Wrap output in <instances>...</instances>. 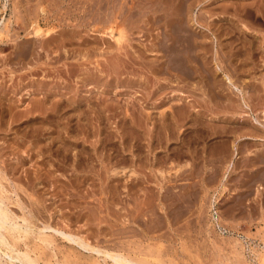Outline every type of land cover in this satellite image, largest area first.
Here are the masks:
<instances>
[{
  "label": "rangeland",
  "instance_id": "1",
  "mask_svg": "<svg viewBox=\"0 0 264 264\" xmlns=\"http://www.w3.org/2000/svg\"><path fill=\"white\" fill-rule=\"evenodd\" d=\"M231 1L252 9L258 15L256 22L247 18L244 10H236ZM144 3L143 0H0V166L10 179L3 181L8 187L9 182L21 185L19 192L26 196L24 199H36L43 217L53 225L82 230L89 241L101 247L126 246L146 251L148 261L156 264H258L257 252L264 249V130L260 128L255 134L247 127L253 116L264 121V0H145ZM232 19L237 23L233 35L241 42L238 45L243 41L247 45L238 52V58H226L221 65L223 72L229 73L243 89L249 106L244 105L240 93L226 84L222 71L214 76L211 70V39L219 24L226 26L233 23ZM164 25L167 30L173 27L175 32H169L174 35L191 32L198 35V63L207 62L204 68L205 74L211 75L210 80L205 81L200 72L193 80H178L170 75L169 80L166 75L151 71L153 59L160 55L154 36ZM111 28L116 37L122 28L119 41L110 35ZM219 30L223 31L221 39L227 43L226 29ZM105 38H113V44L104 43ZM252 41L256 46L252 47ZM149 44L154 52L146 49ZM137 48L146 49L141 50L145 53V57L139 55L142 59L135 56L139 54ZM100 50L103 52L99 53ZM191 50L193 53L189 49L180 55L193 56ZM78 74L87 78V82L77 78ZM43 92L51 97L46 103ZM71 96L79 101L86 96L81 103L86 108L88 104L102 108L101 117L90 110L82 113L68 106L59 110L55 101ZM186 109L193 110L195 115L191 118L184 114ZM162 111L167 113V127L161 125ZM147 112L154 123L146 119ZM169 132L170 138L166 139ZM112 168L123 171L113 174ZM12 196L16 197L14 193Z\"/></svg>",
  "mask_w": 264,
  "mask_h": 264
},
{
  "label": "bare ground",
  "instance_id": "2",
  "mask_svg": "<svg viewBox=\"0 0 264 264\" xmlns=\"http://www.w3.org/2000/svg\"><path fill=\"white\" fill-rule=\"evenodd\" d=\"M79 1V0H78ZM106 1V0H105ZM145 0H143V3H144ZM157 1V0H155ZM182 1V0H181ZM230 1V0H229ZM110 2V1H109ZM138 3H140L139 1H137ZM135 1V3H137ZM149 2V1H148ZM153 2V1H152ZM169 2V1H168ZM226 2V1H225ZM232 3L236 4L235 6H233L236 10H244V13H245V16L247 18H251V19H255V13L252 9H250L248 6H245L241 3V5H237V2H234V1H231ZM245 2V1H244ZM247 2V1H246ZM245 2V3H246ZM16 3V2H15ZM78 3V2H77ZM103 3V2H102ZM134 3V4H135ZM154 3V2H153ZM167 3V2H166ZM185 3V2H184ZM105 4V3H104ZM126 4V3H125ZM146 3H144L145 5ZM151 4V3H150ZM183 4V3H182ZM228 4V3H227ZM240 4V3H239ZM77 5V4H75ZM107 5V4H106ZM124 5V4H123ZM138 6L140 4H137ZM136 5V7H137ZM152 5V4H151ZM155 5V4H154ZM186 5V4H185ZM223 5V4H222ZM5 6V5H4ZM85 6V5H84ZM114 6H117V5H114ZM122 6V5H121ZM125 6V5H124ZM160 6V5H159ZM162 6V5H161ZM230 6V5H229ZM106 7V6H105ZM104 7V8H105ZM145 7V6H144ZM217 7V6H216ZM219 7V6H218ZM100 8V7H99ZM135 8V7H134ZM138 8V7H137ZM153 8V7H152ZM155 8V7H154ZM160 9V7H158ZM185 8V7H184ZM184 8H182V10H184ZM107 9V8H106ZM112 9V8H111ZM116 9V8H115ZM133 9V8H132ZM225 10V9H224ZM29 11V10H28ZM27 11V12H28ZM74 11V10H73ZM120 11V10H118ZM132 11V10H131ZM135 11H138V10H135ZM149 11V10H148ZM156 10H154L155 12ZM163 11V10H162ZM186 11V10H184ZM264 11V10H263ZM80 12V11H79ZM78 12V13H79ZM116 12V10H115ZM143 12V11H142ZM260 12V11H259ZM87 13V12H86ZM136 13V12H135ZM161 13V12H160ZM129 14V12H128ZM142 14V13H141ZM163 14V13H162ZM212 14V13H211ZM210 14V15H211ZM260 14V13H259ZM83 15V14H82ZM105 15V14H104ZM112 12H111V16H112ZM132 15V14H131ZM135 15V14H134ZM177 15V14H176ZM180 15V14H179ZM186 15V14H185ZM202 15V14H201ZM107 16V15H106ZM119 16V15H118ZM209 16V15H208ZM258 16V15H257ZM256 16V17H257ZM260 16V15H259ZM80 17V16H79ZM85 17V16H84ZM83 17V19H84ZM167 17V16H165ZM181 17V16H180ZM188 17V16H187ZM186 17V18H187ZM106 18V17H105ZM110 18V17H108ZM107 18V19H108ZM113 18V17H112ZM127 18V17H126ZM125 18V19H126ZM149 18V17H148ZM153 18V17H152ZM198 18V17H197ZM233 18V17H232ZM155 19V18H154ZM162 19V18H161ZM169 19V18H168ZM259 19V18H258ZM257 19V20H258ZM33 20V19H32ZM31 20V21H32ZM78 20V19H77ZM85 20V19H84ZM100 20V19H99ZM135 20V19H134ZM146 20V19H145ZM214 20V19H213ZM212 20V21H213ZM261 20V19H260ZM101 21V20H100ZM106 21V19L104 20ZM110 21V20H109ZM233 23H228V25L226 24L225 25H220L216 27V32H214V37L212 40V48L210 49L212 52V58H210L212 61V69L213 70V74L215 76V74H217L219 71H222L223 73V77L226 81V84H229L233 89L236 90V92L240 93L242 95V100H243V103L245 106H249L248 103L245 102V95H244V92H243V89L241 87H239V85H237L234 81H233V77H231V75L229 73H226V72H223V66L221 65L222 62H224L226 60V58L228 59H231V57H235L234 59H236V57L238 58V52H242V47L243 45H247L245 43V41H243V44H240L238 45L239 43H241L237 37H235V35H233V33L235 32V29L237 28V23H235V20L232 19L231 20ZM239 21V20H238ZM242 21V20H241ZM250 21V20H249ZM255 21V20H254ZM127 22V21H126ZM137 22V21H136ZM153 22V21H152ZM151 22V23H152ZM172 22V21H170ZM194 22V21H193ZM244 22V21H243ZM256 22V21H255ZM35 24H38L37 21H34ZM78 23V22H77ZM87 23V22H86ZM110 23V22H109ZM142 23V22H141ZM176 23V22H175ZM180 23V22H179ZM186 23V21H185ZM250 23V22H249ZM264 23V21H263ZM101 24V23H100ZM114 24V23H113ZM119 24V23H117ZM150 24V23H149ZM148 24V25H149ZM155 24V23H154ZM158 24V23H157ZM161 24V23H160ZM211 24V23H210ZM262 24V23H261ZM107 25V24H106ZM147 25V26H148ZM168 25V24H167ZM167 25H164L162 31H160L159 33H157V35L154 36V44L158 47L156 52L159 51L160 52V55L159 57L156 55L155 58L153 59V66L150 68V69H153L151 70L152 72L156 73V75H158L157 73H162L164 74V76L166 75L165 78H169L170 76L173 78L175 77L176 79L178 78H181L183 80H190L193 78L196 77V74L197 72H200V77H204L205 78V81L206 79L209 78V76L211 75H206L205 74V64L207 62H204L203 64H199L198 61V57H197V51H199V49L197 48V42H198V35H194L192 32L191 34H177L175 33V35L172 33L169 32V30L165 29ZM247 25V24H246ZM34 26V25H33ZM141 26V25H140ZM144 26V24L142 25V27ZM157 26V25H156ZM252 26V25H250ZM35 27V26H34ZM105 27V26H103ZM155 27V26H154ZM158 27V26H157ZM221 27V28H220ZM226 29V31L224 32V34L227 35V38H228V42H224L223 39H221V36H222V33L223 31H220L219 29ZM128 28V27H127ZM144 28V27H143ZM160 28V27H159ZM162 28V27H161ZM160 28V29H161ZM29 29V28H28ZM80 29V28H79ZM110 29V28H108ZM147 29V27H146ZM150 29V28H149ZM154 29V28H153ZM181 29V28H180ZM183 30L185 29V26H183L182 28ZM238 29H239V24H238ZM78 30V29H77ZM148 30V29H147ZM212 30V29H211ZM3 31V29H2ZM1 31V32H2ZM5 31V30H4ZM114 31V29L111 28L110 30V35L113 36V37H116L114 36L113 34H111L112 32ZM133 31V30H132ZM142 31H145V30H142ZM159 31V30H157ZM170 31H174L173 30V27H172V30ZM177 31V29H176ZM189 30H187L188 32ZM191 31V30H190ZM248 32V30H246ZM30 32V31H29ZM63 32V31H62ZM122 32V28L119 32V35L121 34ZM186 32V31H185ZM222 32V33H221ZM4 33V32H3ZM1 33V34H3ZM48 33V32H47ZM246 33V32H245ZM264 33V32H263ZM6 34V32H5ZM30 34V33H29ZM60 34V33H59ZM62 34V33H61ZM67 34V33H66ZM82 34V33H81ZM133 34V33H132ZM253 34V32H252ZM68 35V34H67ZM71 35V33H70ZM119 35L115 38L116 40H120L119 39ZM130 35V34H129ZM149 35V34H148ZM174 35V36H172ZM247 35V34H245ZM69 36V35H68ZM73 36V34H72ZM77 36V35H76ZM123 36V35H122ZM151 36V35H149ZM153 36V35H152ZM200 36V35H199ZM47 37V35H46ZM84 37V36H83ZM105 37V36H104ZM124 37V36H123ZM130 37V36H129ZM239 37V36H238ZM244 37V36H243ZM257 37V36H256ZM85 38V37H84ZM83 38V39H84ZM111 38V37H110ZM263 38V37H262ZM46 39V38H45ZM64 39V37H63ZM95 39V38H94ZM203 39V38H202ZM226 39V38H225ZM261 39V38H260ZM56 40V39H55ZM58 40V39H57ZM65 40V39H64ZM113 40V38H112ZM112 40L110 39H104V43L108 44L112 42ZM130 40H132V38L130 37ZM149 40V39H148ZM153 41V39H151ZM210 40V41H211ZM243 40V39H241ZM254 40V39H252ZM264 40V39H263ZM54 41V40H53ZM72 41V40H71ZM103 41V40H102ZM101 41V42H102ZM214 41L216 42L215 43V46H214ZM257 41V40H256ZM75 42V41H74ZM123 42V41H122ZM121 42V43H122ZM141 42V41H140ZM200 42V41H199ZM203 42V40H202ZM248 42V41H247ZM258 42V41H257ZM256 42V43H257ZM24 43V42H23ZM152 43V42H151ZM262 43V42H261ZM264 43V41H263ZM262 43V45H263ZM50 44V43H49ZM69 44V43H68ZM86 45V43H84ZM88 44V43H87ZM98 44V43H97ZM105 44L102 45L104 47H106L107 45ZM113 44V42L111 43V45ZM124 44V43H123ZM148 44V43H147ZM204 44V43H203ZM252 44V47L255 45L253 43V41L251 42ZM28 45V44H27ZM56 45V44H55ZM70 45V44H69ZM80 45V43H79ZM83 45V44H82ZM95 45V44H94ZM101 45V44H100ZM110 45V46H111ZM132 45V43H131ZM146 45V44H145ZM152 45V44H151ZM258 45V44H257ZM52 46V45H51ZM77 46V45H76ZM93 46V45H92ZM125 47V45H123ZM133 46V45H132ZM139 46V44H138ZM149 47H147L146 49H149L148 51H153V48L152 46L147 45ZM200 46V45H199ZM256 46V45H255ZM42 47V46H41ZM45 47V46H44ZM59 47V45H58ZM117 47H119L117 45ZM144 47V46H143ZM201 47V46H200ZM251 47V46H250ZM258 47H261V46H258ZM76 48V47H75ZM92 48V47H91ZM98 47H96L97 49ZM102 48V47H101ZM109 48V47H108ZM107 48V49H108ZM155 48V49H156ZM202 48V47H201ZM205 48V47H203ZM202 48V49H203ZM223 48H225L226 50L224 51ZM236 48V49H235ZM247 48V47H246ZM249 48V47H248ZM56 49V48H55ZM65 49V48H64ZM69 49V48H68ZM89 49V48H88ZM118 49V48H117ZM120 49H122L120 47ZM139 54L138 55H135V56H139L140 54H142L144 57H145V51L146 49L143 48L141 50L145 51H141L139 48H137ZM154 49V50H155ZM192 52L191 49H193L194 51V55L191 56V52H189L188 54H190V57L189 56H183V55H180V52L182 51H187L189 50ZM201 49V50H202ZM32 49H30L31 51ZM53 50V49H52ZM110 50V49H109ZM35 51V50H34ZM37 51V50H36ZM54 51V50H53ZM58 51V50H57ZM68 51V50H67ZM84 51V50H83ZM102 50L99 51V53L101 52ZM112 51V50H111ZM114 51V50H113ZM121 51V50H120ZM125 51V50H124ZM134 51V50H133ZM132 51V52H133ZM224 51V53H223ZM251 51H252V48H251ZM24 52H25V49H24ZM40 52V51H39ZM66 52V51H65ZM69 52V51H68ZM77 52V51H76ZM81 52V51H80ZM85 52V51H84ZM93 52V51H92ZM91 52V53H92ZM98 52V51H97ZM103 52V51H102ZM131 52V51H130ZM154 52V51H153ZM155 52V53H156ZM19 53V52H17ZM16 53V54H17ZM26 53V52H25ZM59 53V51H58ZM91 53L89 54V56L91 55ZM105 53V52H104ZM127 53V52H126ZM193 53V52H192ZM202 53V52H201ZM248 53H251V52H248ZM253 53V51H252ZM15 54V55H16ZM44 54V53H43ZM47 54V53H45ZM71 54V53H70ZM78 54V53H76ZM88 54V53H87ZM117 54V53H116ZM128 54V53H127ZM133 54V53H132ZM200 54V53H199ZM240 54V53H239ZM242 54V53H241ZM243 54L246 55V53L243 52ZM14 55V56H15ZM59 55V54H58ZM66 55V54H65ZM75 55V54H74ZM93 55V54H92ZM98 55V54H97ZM104 55V54H102ZM118 55V54H117ZM120 55V54H119ZM147 55V53H146ZM154 55V54H153ZM262 55V54H261ZM43 56V55H42ZM70 56V55H69ZM78 56V55H76ZM115 56V54H114ZM134 56V55H133ZM200 56V55H199ZM259 56V54H258ZM26 57V56H25ZM35 57V56H34ZM61 57V56H60ZM91 57V56H90ZM121 58V55L119 56ZM123 57V56H122ZM132 57V56H131ZM65 58V57H64ZM68 58V57H67ZM76 58V57H75ZM74 58V59H75ZM84 58V57H82ZM81 58V59H82ZM86 58V56H85ZM116 58V56H115ZM125 58V57H123ZM122 58V60H123ZM137 58V57H135ZM140 59L141 56H139ZM138 58V59H139ZM203 58V56H202ZM205 60H206V57L204 56ZM203 58V59H204ZM89 59V58H88ZM127 59V58H126ZM132 59V58H131ZM145 59V58H144ZM161 59V60H160ZM209 59V60H210ZM246 59V58H245ZM261 59V58H260ZM59 60V58L57 59ZM202 60V59H201ZM200 60V62H201ZM208 60V59H207ZM256 60V59H254ZM79 61H81L79 59ZM83 61V60H82ZM118 61V60H117ZM129 62V60H127ZM137 61V59H136ZM145 61V60H144ZM203 61V60H202ZM227 61V60H226ZM233 61V60H232ZM235 61V60H234ZM14 62V61H13ZM125 62V60H124ZM123 62V63H124ZM134 62V61H133ZM141 62V61H140ZM146 62V61H145ZM256 62V61H255ZM264 62V61H263ZM79 63V62H78ZM77 63V64H78ZM83 63V62H81ZM79 63V64H81ZM117 63V62H116ZM120 63V61H119ZM123 63H120V64H123ZM137 63V62H136ZM192 63H196L195 64H192ZM210 63V61H209ZM254 63V62H253ZM73 64V63H72ZM86 64V63H85ZM102 64V63H101ZM126 64V63H125ZM149 64V63H148ZM147 64V65H148ZM199 64V65H197ZM234 64V63H233ZM112 65V64H111ZM119 64L115 65V67L117 68ZM151 64H149L150 66ZM193 65V66H192ZM200 65H203V66H200ZM231 65V64H230ZM237 65V64H236ZM245 65V64H244ZM257 65V64H256ZM126 66V65H125ZM133 66V65H132ZM136 66V65H135ZM140 66V65H139ZM138 66V67H139ZM243 66V65H242ZM249 66V65H248ZM68 67V66H67ZM71 67V66H69ZM75 67V65H74ZM77 67V66H76ZM96 67V66H95ZM114 67V68H115ZM122 67V66H121ZM130 67V65H129ZM200 67H203L202 69H199ZM236 67V66H235ZM245 67V66H244ZM42 68V67H41ZM82 68V67H81ZM110 68V67H109ZM123 68V67H122ZM210 68V67H208ZM227 68V67H226ZM225 68V69H226ZM243 68V67H242ZM250 68V67H249ZM43 69V68H42ZM49 69V68H48ZM69 69V68H68ZM67 69V70H68ZM120 69V68H119ZM129 69V68H127ZM134 69V67L132 68ZM131 69V70H132ZM137 69V68H136ZM135 69V70H136ZM50 70V69H49ZM73 70V69H72ZM79 70V69H78ZM93 70V69H92ZM99 70V69H98ZM104 70H106L104 68ZM140 70V69H139ZM201 70V71H200ZM207 70V69H206ZM245 70V69H244ZM83 71V69H82ZM96 71V70H95ZM101 71V70H100ZM103 71V70H102ZM110 71V70H109ZM121 71V70H120ZM130 71V70H129ZM147 71V70H146ZM159 71V72H157ZM227 71V70H226ZM81 72V70H80ZM85 72V71H84ZM131 72V71H130ZM140 72V71H139ZM230 72V71H228ZM236 72V71H235ZM250 72V71H249ZM69 73V72H68ZM100 73V72H99ZM105 73V72H104ZM103 73V74H104ZM113 73V72H111ZM135 73V72H133ZM253 73V72H251ZM140 74V73H139ZM148 74V73H146ZM209 74V73H208ZM221 74V73H220ZM254 74V73H253ZM84 75V73H83ZM82 75V76H83ZM95 75V74H94ZM98 75V74H97ZM100 75V74H99ZM125 76L127 74H124ZM123 75V76H124ZM153 75V74H152ZM155 75V76H156ZM168 75V76H167ZM170 75V76H169ZM89 76H90V73H89ZM93 76V75H92ZM103 76V75H102ZM105 76V75H104ZM103 76V77H104ZM161 76V75H160ZM163 76V77H164ZM199 76V74H198ZM213 76V75H212ZM213 76V78H214ZM252 76V75H251ZM94 77V76H93ZM100 77V76H99ZM113 77V76H112ZM151 77V75H150ZM149 77V78H150ZM73 78V77H72ZM77 78H80L82 79V81L84 82H87L86 79H83V77H81V75H77ZM106 78V76H105ZM103 78V79H105ZM126 78V77H125ZM129 78V77H128ZM159 78V76H158ZM157 78V79H158ZM197 78V77H196ZM199 78V77H198ZM95 79V78H94ZM98 79V77H97ZM96 79V80H97ZM100 79V78H99ZM120 79V78H119ZM161 79V78H159ZM180 79V80H181ZM252 79V78H251ZM78 80V79H77ZM107 80V78H106ZM139 80V79H138ZM145 80V78H144ZM170 80V78H169ZM172 80V79H171ZM179 80V79H178ZM212 80V79H211ZM219 80V79H218ZM254 80V79H253ZM71 81V80H70ZM76 81V80H75ZM112 81V80H111ZM121 81V80H120ZM141 81V78L140 80ZM217 81V79H216ZM256 81V80H255ZM104 82V81H103ZM132 82V81H131ZM137 82V81H136ZM146 82V81H145ZM150 82V81H149ZM157 82V81H156ZM212 82V81H211ZM218 82V81H217ZM219 82H224L223 80L219 81ZM258 82V81H256ZM93 83V82H92ZM122 83V82H121ZM120 83V84H121ZM198 83V82H197ZM200 83V81H199ZM242 83V82H240ZM81 84V83H80ZM78 84V85H80ZM84 84V83H83ZM82 84V85H83ZM94 84V83H93ZM103 84V83H102ZM112 84V83H111ZM130 84V83H129ZM143 84V83H142ZM147 84V83H146ZM144 84V85H146ZM174 84V83H173ZM176 84V83H175ZM178 84V83H177ZM195 84V83H194ZM212 84V83H211ZM37 85V84H36ZM88 85V84H87ZM124 85V83H123ZM141 85V84H140ZM148 85V84H147ZM160 85V84H158ZM183 85V83H182ZM213 85V84H212ZM216 85V84H215ZM39 86V85H38ZM84 86V85H83ZM91 87H93L92 85H90ZM88 86V88L90 87ZM101 86V84H100ZM46 87V86H45ZM52 87V86H51ZM63 87V86H62ZM71 87V85L69 86ZM85 87V86H84ZM95 87V86H94ZM164 87V86H163ZM166 87V86H165ZM182 87V86H181ZM214 87V86H213ZM246 87V86H245ZM47 88V87H46ZM82 88V86H81ZM97 87H95L96 89ZM99 88V87H98ZM102 88V87H101ZM105 88V86H104ZM129 88V87H128ZM184 88V87H183ZM216 88V87H215ZM218 88V87H217ZM260 88V87H259ZM65 88H63L64 90ZM80 89V88H79ZM94 89V88H93ZM157 89V87H156ZM180 89V88H179ZM195 89V88H194ZM220 89V88H219ZM227 89V88H226ZM36 90V89H35ZM49 90V89H48ZM57 90V89H55ZM85 90V89H84ZM158 90V89H157ZM165 90V89H164ZM163 90V91H164ZM185 90V89H183ZM193 90V89H192ZM196 90V89H195ZM212 90V89H211ZM247 90V89H246ZM42 91V90H41ZM44 91V90H43ZM91 91V90H90ZM89 91V92H90ZM113 91V90H112ZM162 91V90H161ZM218 92V90H216ZM225 91V90H224ZM231 91V90H230ZM45 92V91H44ZM43 92V93H44ZM88 92V91H87ZM211 92V91H210ZM209 92V94H210ZM235 92V91H233ZM66 93V92H65ZM65 93H62V94H65ZM151 93V92H150ZM165 93V92H163ZM162 93V94H163ZM191 93V92H190ZM237 93V94H238ZM87 94V93H85ZM109 94V93H108ZM173 94V93H171ZM189 94V93H187ZM196 94V93H195ZM199 94V93H198ZM218 94V93H217ZM216 94V95H217ZM260 94V93H259ZM185 95V94H184ZM192 95V94H190ZM220 95V94H219ZM230 95V94H229ZM235 95V94H234ZM40 96V95H39ZM70 96V95H69ZM73 96V95H72ZM71 97H68L66 99H59L61 98L62 96H60L58 98V100L55 101L56 105L58 106V109L61 110L63 107H69L70 110H81V112L85 113V111L87 110H90L94 113H96V115L98 117H101V112L103 111L102 108H98V107H95L96 105H90L88 104V108L85 107V104L84 103H81V100H85L87 97L86 96H82L80 98V101L77 99V98H72ZM75 96V95H74ZM113 96V95H112ZM155 96V95H154ZM181 96V94H180ZM188 96V95H187ZM202 96V95H201ZM218 96V95H217ZM217 96H215L217 98ZM226 96V95H225ZM90 97V96H89ZM182 97V96H181ZM204 97V96H203ZM219 97V96H218ZM228 97V96H226ZM50 94H48L47 92L43 94V102L46 103L48 100H50ZM147 98V97H146ZM159 98V97H158ZM165 98V97H164ZM253 98V97H252ZM93 99V98H92ZM198 99V98H197ZM202 99V98H200ZM198 99V100H200ZM215 99V98H214ZM218 99V98H217ZM34 100V99H33ZM187 100V99H186ZM220 100V99H219ZM241 100V99H240ZM38 101V100H37ZM42 101V100H41ZM53 101V100H52ZM88 102L90 100H87ZM177 101V100H176ZM179 101V100H178ZM181 101H182V98H181ZM203 101V100H201ZM236 101V100H235ZM253 101V100H252ZM77 102V103H76ZM87 102V103H88ZM140 102V101H138ZM146 102V101H145ZM155 102V101H154ZM163 102V101H162ZM183 102V101H182ZM185 102V101H184ZM183 102V103H184ZM200 102V101H199ZM208 102V101H207ZM213 102V101H212ZM228 102V101H227ZM230 102V101H229ZM263 102V101H262ZM92 103V102H91ZM144 103V102H143ZM150 103V102H149ZM172 103V102H171ZM178 104H180V101L177 102ZM205 103V102H204ZM231 103V102H230ZM259 103V102H258ZM95 104V103H94ZM135 104V103H134ZM156 104V103H155ZM169 104V103H168ZM201 104V103H200ZM235 104V103H234ZM240 104V103H239ZM37 105V104H36ZM66 105V106H65ZM152 105V104H151ZM170 105V104H169ZM180 105H183L182 103ZM179 105V106H180ZM208 105V104H207ZM222 105V103H221ZM234 106V105H233ZM141 107V106H140ZM182 107V106H181ZM237 107V106H236ZM50 108V107H49ZM117 108V107H116ZM162 108V107H161ZM168 108V107H167ZM176 108V107H174ZM183 108V107H182ZM222 108V107H221ZM163 109V108H162ZM197 109V108H196ZM215 109H216V106H215ZM232 109V108H231ZM236 109V108H235ZM240 109V108H239ZM244 109V108H243ZM242 109V110H243ZM52 110V109H51ZM201 110V109H200ZM79 113V114H82V113ZM197 112V111H196ZM204 112V111H203ZM231 112V111H230ZM264 112V111H263ZM58 113V112H57ZM60 113V112H59ZM205 113H208V112H205ZM204 113V114H205ZM229 113V112H228ZM184 114H187L189 116H194L193 115V110H188L186 109ZM209 114V113H208ZM225 114V113H224ZM87 115V114H86ZM125 115H126V110H125ZM242 115V114H241ZM167 113L162 111L161 112V119H162V123L161 125H165L163 127H167ZM197 116V115H196ZM211 116V115H210ZM80 118H82V116H79ZM145 117L147 120H150L151 119V114L149 112L145 113ZM264 117V116H263ZM36 118V117H35ZM48 118V117H47ZM51 118V117H50ZM85 118V116H84ZM231 118V117H230ZM87 119V118H86ZM145 119V120H146ZM198 119V118H196ZM53 120V119H52ZM69 120H70V116H69ZM85 120V119H84ZM194 120V119H193ZM192 120V121H193ZM127 121V120H126ZM152 121V119H151ZM171 121V120H170ZM195 121V120H194ZM36 122V121H35ZM87 122V121H86ZM85 122V123H86ZM153 122V121H152ZM209 121H207L208 123ZM229 122V121H228ZM248 122V121H247ZM252 124L248 125L247 127V130L251 133H258V129L263 128L264 130V121H262L261 119L257 118L256 116H253L252 118ZM50 123V122H49ZM103 123V122H102ZM105 123V122H104ZM149 123V122H148ZM154 123V122H153ZM192 123V122H191ZM52 124V123H51ZM80 123H78L79 125ZM127 124V122H126ZM125 124V125H126ZM129 124V123H128ZM202 124V123H201ZM47 125V124H46ZM72 125V124H70ZM86 124H83V126H85ZM228 125V124H227ZM52 126V125H51ZM74 126L76 125H73V128ZM88 126V125H87ZM90 126V125H89ZM106 126V125H105ZM159 126V125H157ZM169 126V125H168ZM203 126V125H202ZM224 126V125H223ZM243 126V125H242ZM45 127V126H44ZM127 127V126H126ZM129 127V126H128ZM156 127V125H155ZM162 127V128H163ZM232 127V126H231ZM51 128V127H50ZM54 128V127H53ZM225 128V127H224ZM76 129V128H75ZM167 129V128H166ZM208 129V128H207ZM212 129V128H211ZM227 129V127H226ZM85 130V129H84ZM74 131V130H72ZM108 131V130H107ZM128 131V130H126ZM170 131V130H169ZM204 131V130H203ZM247 131V132H248ZM260 131V130H259ZM110 132V131H109ZM125 132V131H124ZM163 131H161L162 133ZM166 132V131H165ZM174 131H172L173 133ZM194 132V131H193ZM220 132V131H219ZM107 133V132H106ZM130 133V132H129ZM170 133L169 132L168 136L166 134V139L170 138ZM180 133V132H179ZM190 133V132H189ZM205 133V132H204ZM50 134V133H49ZM131 134V133H130ZM193 134V133H192ZM212 134V133H211ZM44 135V134H43ZM111 135V134H109ZM221 135V134H220ZM32 136V135H31ZM38 136V135H37ZM142 136V135H141ZM151 136L154 137V134H152L151 132ZM156 136V135H155ZM255 136V135H254ZM127 137V136H126ZM197 137V136H196ZM140 138V137H139ZM174 138V137H173ZM207 138V137H206ZM130 139V138H128ZM198 139V137H197ZM225 139V138H223ZM45 140V139H44ZM161 140V139H160ZM199 140V139H198ZM220 140H222L220 138ZM128 142V141H127ZM139 142V141H138ZM141 142V141H140ZM155 142V141H154ZM180 142V141H179ZM211 142V141H210ZM39 144V143H38ZM37 144V145H38ZM41 144V143H40ZM64 144V143H63ZM135 144V143H134ZM191 144V143H190ZM209 144V143H208ZM211 144V143H210ZM70 145V144H69ZM114 145V144H113ZM240 145V144H239ZM48 149L50 150V147L52 146V144L49 142V145H48ZM222 146V145H221ZM46 147V146H45ZM69 146L67 147H64V148H68ZM71 147V146H70ZM203 147V146H201ZM1 148V147H0ZM207 148V147H206ZM212 148V147H211ZM228 148V147H227ZM54 149V148H53ZM96 149V148H95ZM137 149V148H136ZM139 149V148H138ZM153 149V148H151ZM178 149V148H177ZM197 149V148H196ZM202 149V148H201ZM225 149V147H224ZM83 150V149H82ZM86 149H84L83 151H85ZM45 151V150H44ZM79 151V150H78ZM176 151V150H175ZM198 151V150H197ZM71 152V151H70ZM69 152V153H70ZM88 152V151H87ZM86 152V153H87ZM138 152V151H137ZM174 152V150H173ZM80 153V152H79ZM85 153V154H86ZM114 153V152H113ZM112 153V154H113ZM168 153V152H167ZM182 153V152H180ZM193 153V152H192ZM198 153V152H197ZM210 153V152H209ZM222 153V152H221ZM220 153V154H221ZM84 154V153H83ZM84 154V156H85ZM98 154V152H97ZM100 154V153H99ZM165 154V153H164ZM176 154V153H174ZM173 154V155H174ZM200 154V153H199ZM1 155V154H0ZM70 155V154H69ZM81 155V154H80ZM230 155V154H229ZM100 156V155H99ZM141 156V155H140ZM179 156V155H178ZM186 156V155H185ZM114 157V155H113ZM143 157V156H142ZM148 157V156H147ZM158 157V156H157ZM160 157V156H159ZM162 157V156H161ZM170 157V156H168ZM175 157V156H174ZM183 157V156H182ZM201 157V156H200ZM221 157V156H220ZM223 157V156H222ZM250 157V156H249ZM80 158V157H78ZM92 158V157H91ZM103 158V157H102ZM106 158V157H105ZM111 158V157H110ZM151 158V157H150ZM165 158V156H164ZM173 158V157H172ZM178 158V157H177ZM94 159V158H93ZM140 159V158H139ZM146 159V158H145ZM161 159V158H160ZM171 159V158H169ZM104 160V159H103ZM137 160V159H136ZM143 160V159H142ZM168 160V159H167ZM174 160V159H173ZM207 160V159H206ZM248 160V159H247ZM79 161V160H77ZM81 161V160H80ZM84 161V160H83ZM138 161V160H137ZM152 161V160H150ZM164 161V160H163ZM166 161V159H165ZM249 161V160H248ZM90 162V160H89ZM108 162V161H107ZM106 162V163H107ZM82 163V162H80ZM92 163V161H91ZM94 163V161H93ZM173 163V162H172ZM175 163V162H174ZM77 164V162L75 163ZM74 164V166H76ZM84 164V163H83ZM86 164V162H85ZM89 164V163H88ZM114 164V163H112ZM118 164V163H117ZM157 164V163H156ZM1 165V164H0ZM90 165V164H89ZM119 165V164H118ZM160 165V164H159ZM12 166V165H11ZM14 166V165H13ZM49 166V165H48ZM82 166V165H80ZM164 166V165H163ZM171 166V165H170ZM3 167V166H2ZM0 166V264H156V263H151L148 261V259L145 257L147 255V252L144 251H139V250H135L134 248H129V247H126V246H120L119 248L117 247H101L102 245H100L99 243H93L92 241H89L88 240V237L86 234H84L82 232V230H77V231H73L71 228L69 229H66L65 226L66 225H62L63 227H58L55 225H53L49 219L43 217V213L41 210H40V207L37 206L38 203L35 201V200H31L29 201L30 199H24L26 198V196H22V193L19 192V188H23L21 185V187L15 183H12V182H9V184L12 186L8 187V185L6 184V182H4L3 180H8L9 178L6 177V173L3 171V168ZM86 167V166H85ZM92 167V166H91ZM116 167V166H115ZM16 168V167H15ZM77 168V166H76ZM79 168V166H78ZM123 168V167H122ZM169 168V167H168ZM177 168V167H176ZM13 169V168H12ZM83 169V167H82ZM92 169V168H91ZM175 169V168H174ZM84 170V169H83ZM93 170V169H92ZM158 170V169H157ZM49 171V170H48ZM47 171V172H48ZM123 169H118V168H112V173L113 174H118L119 172H122ZM180 172V171H179ZM173 173V172H172ZM111 174V173H110ZM177 174V173H176ZM178 175V174H177ZM164 176V175H163ZM174 176V175H173ZM172 176V177H173ZM179 176V175H178ZM110 177V176H109ZM160 177V176H159ZM171 177V179H172ZM175 178V177H174ZM111 179V178H110ZM161 179V178H160ZM170 179V180H171ZM10 180V179H9ZM162 180H163V177H162ZM173 180V179H172ZM142 181V180H141ZM146 181V180H145ZM161 181V180H160ZM167 180H165L166 182ZM169 181V180H168ZM162 182V181H161ZM23 183V182H22ZM31 183V182H30ZM35 184V182H34ZM134 184V183H133ZM166 184V183H165ZM164 184V185H165ZM111 185V184H110ZM145 185V184H144ZM114 186V185H113ZM30 187V186H29ZM104 187V186H103ZM148 187V186H147ZM164 187V186H163ZM170 187V186H169ZM33 188V187H32ZM30 189V188H29ZM113 189V188H112ZM166 189V188H165ZM34 190V189H33ZM167 190V189H166ZM169 190V188H168ZM25 191V190H23ZM115 192V191H114ZM166 192V191H165ZM12 193H14V196H16L15 198H13L12 196ZM27 195L30 196V194L26 193ZM28 196V197H29ZM38 196V195H37ZM32 197V196H31ZM30 197V198H31ZM34 198V197H33ZM29 201V202H28ZM218 208V207H217ZM219 209V208H218ZM218 209H217V212H218ZM220 212V211H219ZM212 216V215H211ZM211 218V217H210ZM213 218V217H212ZM211 218V219H212ZM216 219V218H215ZM214 222V221H213ZM216 223V222H215ZM219 224V223H218ZM214 225V224H213ZM75 230V229H74ZM95 233V232H93ZM60 243H63L62 245H64L65 247H61V244ZM120 244V243H119ZM123 245V244H122ZM151 254V253H150ZM160 254V253H159ZM257 256H258V259L259 261L258 264H261L263 261H264V249H263V252H257ZM157 257V256H156ZM159 260V259H158ZM161 260V259H160ZM168 263H170L168 261ZM164 264V263H163Z\"/></svg>",
  "mask_w": 264,
  "mask_h": 264
}]
</instances>
